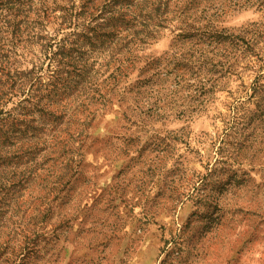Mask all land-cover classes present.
<instances>
[{
  "label": "rangeland",
  "instance_id": "rangeland-1",
  "mask_svg": "<svg viewBox=\"0 0 264 264\" xmlns=\"http://www.w3.org/2000/svg\"><path fill=\"white\" fill-rule=\"evenodd\" d=\"M243 1L200 2L222 37L208 56L215 71L167 62L147 82L148 63L175 48L172 18L110 95L99 86L85 127L83 116H64L61 137L83 128L69 166L0 192V264H264V5Z\"/></svg>",
  "mask_w": 264,
  "mask_h": 264
},
{
  "label": "trees",
  "instance_id": "trees-1",
  "mask_svg": "<svg viewBox=\"0 0 264 264\" xmlns=\"http://www.w3.org/2000/svg\"><path fill=\"white\" fill-rule=\"evenodd\" d=\"M201 1L0 0V103L20 97L10 110L0 109V192H8L36 170L51 177V165L56 162L69 166L72 144L83 128L61 137L56 130L64 116H83L80 125L85 127L95 104L103 98L99 86L110 95L135 69L136 53L172 18L179 22V32L172 38L175 48L162 61L148 63L154 68L149 78H158L167 62L183 73L205 67L215 71L216 62L208 56L214 57L222 37L211 25L216 13L199 9ZM230 1L237 7L241 0ZM243 2L264 5V0ZM51 18L58 20L53 35L46 30ZM63 29L68 32L55 38L54 33ZM32 46L37 47V54H31L30 68L21 69L20 59ZM138 71L145 72L144 68ZM103 73V79H98ZM205 83L212 86L211 76ZM205 83L199 89L202 95ZM17 141L21 146L13 150ZM16 164L21 167L18 176L9 169Z\"/></svg>",
  "mask_w": 264,
  "mask_h": 264
}]
</instances>
